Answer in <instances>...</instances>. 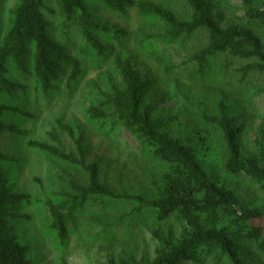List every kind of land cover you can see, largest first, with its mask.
I'll return each mask as SVG.
<instances>
[{
	"label": "trees",
	"instance_id": "1",
	"mask_svg": "<svg viewBox=\"0 0 264 264\" xmlns=\"http://www.w3.org/2000/svg\"><path fill=\"white\" fill-rule=\"evenodd\" d=\"M46 1L19 0L9 27L5 29L0 21V95L9 99L25 91L12 80L11 72L32 77L44 96L62 83L71 92L83 75L82 62L52 36L43 14ZM53 1L64 31H77L103 61L112 49L99 38L110 37L121 48L129 35L102 23L90 10L91 4H101L115 14L133 11L155 19L162 28L158 37L169 44L203 34L205 45L183 66L193 67L194 74L203 77L219 56L244 62L236 73L242 81L249 75L259 76L255 93L264 98V0H238L243 16L236 22H229L214 0H183L190 9L186 18L177 17L162 3L145 0ZM113 66L118 83L112 80L109 91L99 93L97 103L87 108L88 118L111 132H127L159 174L150 180L145 193L116 194L101 183L98 164L87 162L81 131L75 133L61 120L55 122L61 133L74 140L73 152L65 150L53 131L47 134L51 144L26 139L27 132L18 130L14 117H31L13 105L0 104V264H33L12 230L20 208L30 204V196L15 190L2 167L13 161L4 151V134L26 139L28 149L87 174L86 187L71 182V194L53 192L51 197L58 201L49 198L44 203L51 218L49 228L61 243L91 200L99 204L114 200L126 204L127 217L150 215L153 225L148 231L154 249L152 257L122 253L107 256L105 264H264V128H258L251 142L246 141V125L239 123L227 101L221 99L216 111L201 113L203 126L196 130V149L172 134V128L179 126L177 118L158 113L150 102L153 82L128 58H115ZM213 156L220 166L216 172L204 161ZM244 184L242 193L238 189Z\"/></svg>",
	"mask_w": 264,
	"mask_h": 264
},
{
	"label": "rangeland",
	"instance_id": "2",
	"mask_svg": "<svg viewBox=\"0 0 264 264\" xmlns=\"http://www.w3.org/2000/svg\"><path fill=\"white\" fill-rule=\"evenodd\" d=\"M145 1L162 3L179 18L190 15L183 0ZM18 2L0 0V21L5 29L11 24V12ZM214 2L229 22L243 16L238 0ZM89 8L102 23L127 32L128 42L119 48L110 37H100L112 52L104 61L97 58L77 31H64L56 3L47 0L43 14L50 23L51 34L69 54L82 62L83 75L71 92L62 83L44 96L32 77L11 72L12 80L25 87V91L18 92L13 99L0 95V104L13 105L31 117H14L18 130L27 132L26 139L51 144L47 134L53 131L65 150L73 152L74 140L55 126V122L61 120L75 133H83L86 160L98 164L102 184L116 194L145 193L150 180L159 174L157 166L127 132H111L103 123L89 120L86 113L87 108L99 100V93L109 91V82L118 81L113 66V60L118 57L128 58L136 70L153 82L150 102L158 113L177 118L179 126L172 128V134L196 149V130L203 126L201 113L216 111L221 99L227 101L239 123L246 125V141L251 142L258 128H264V98L255 93L261 79L249 75L242 81L236 71L244 62L219 56L210 64L207 74L199 77L193 67L183 66V62L205 45L203 34L181 44H169L158 37L162 28L155 19L140 17L133 11L124 15L111 13L101 4H91ZM26 139L12 134L2 136L4 151L13 159L2 163V167L15 190L30 196V204L20 208L12 230L18 242L27 248V257L33 264H105L107 256L118 257L122 253L137 257L148 253L152 257L150 215L127 217L126 204L114 200L104 204L91 200L77 214L75 226L69 227L67 240L61 243L56 232L49 228L51 218L44 203L49 198L53 203L58 201L51 197L53 192L71 194L68 187L71 182L86 187L88 176L81 168L28 149ZM204 161L215 172L220 169L214 163V156ZM244 188L245 184L238 190L244 193Z\"/></svg>",
	"mask_w": 264,
	"mask_h": 264
}]
</instances>
